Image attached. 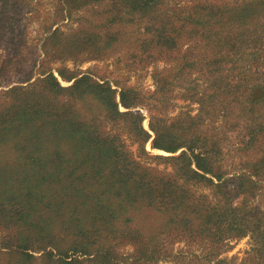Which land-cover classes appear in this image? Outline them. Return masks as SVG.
Instances as JSON below:
<instances>
[{"label": "trees", "instance_id": "1", "mask_svg": "<svg viewBox=\"0 0 264 264\" xmlns=\"http://www.w3.org/2000/svg\"><path fill=\"white\" fill-rule=\"evenodd\" d=\"M119 1L148 19L146 51L160 43L177 45L178 30L160 10L161 0ZM248 11L241 17H249ZM200 18L185 17L204 27L213 17ZM107 39L103 47L92 48L110 47L116 37ZM40 74L4 92L11 100L0 107V252L14 256V264H33L37 253L46 264L75 262L66 260L70 255L111 264L113 249L128 242H141L146 256L157 236L147 221L153 214L161 215L169 232L181 229L220 241L257 234L264 241V214L245 198L239 205L210 206L208 195L192 193L190 184L227 195L229 180L208 157L213 150L206 138L194 133L187 138L190 128L176 125L184 120L150 118L146 129L145 117L135 110L142 103L136 89L118 91L90 75L59 72L70 83L64 86L53 72ZM187 116L189 127L200 118ZM122 130L138 145L139 159ZM149 142L171 154L185 150L171 157L152 155L146 150ZM141 158L169 163L172 172ZM257 171L237 177L232 191L259 188Z\"/></svg>", "mask_w": 264, "mask_h": 264}, {"label": "rangeland", "instance_id": "2", "mask_svg": "<svg viewBox=\"0 0 264 264\" xmlns=\"http://www.w3.org/2000/svg\"><path fill=\"white\" fill-rule=\"evenodd\" d=\"M159 7L174 20L177 45L160 43L146 51L148 19L119 0H0V107L11 100L4 92L46 71L64 86L70 83L59 72L90 75L118 91L134 88L142 100L135 110L145 117L146 129L150 118L170 122L179 117L184 122L176 125L190 128L187 138L198 134L212 147L208 157L229 180L227 195L190 184L196 198L208 195L210 206L220 201L239 205L245 198L263 216L264 0H161ZM245 10L249 17H241ZM202 14L213 17L205 27L185 19L202 21ZM230 15L238 17L228 21ZM107 36L116 37L113 45L101 51L92 48L103 47ZM187 115L199 116L197 124L189 127ZM122 133L139 159L138 145ZM146 150L171 157L185 148L171 154L153 149L149 142ZM141 159L172 172L169 163ZM258 163L261 167L255 168ZM257 170L259 188L232 191L237 177L256 176ZM161 218L153 214L147 219L157 236L146 256L141 255V242L121 243L113 249L111 264H264V241L257 234L212 240L181 229L169 232ZM72 259L70 264H95L78 255L66 260ZM14 262V256L0 252V264ZM33 264H46L42 254H35Z\"/></svg>", "mask_w": 264, "mask_h": 264}]
</instances>
